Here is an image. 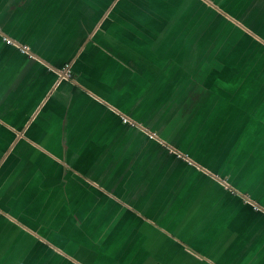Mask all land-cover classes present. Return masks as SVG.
Wrapping results in <instances>:
<instances>
[{"label": "crops", "instance_id": "obj_1", "mask_svg": "<svg viewBox=\"0 0 264 264\" xmlns=\"http://www.w3.org/2000/svg\"><path fill=\"white\" fill-rule=\"evenodd\" d=\"M151 1L0 0V264H264V0Z\"/></svg>", "mask_w": 264, "mask_h": 264}, {"label": "trees", "instance_id": "obj_2", "mask_svg": "<svg viewBox=\"0 0 264 264\" xmlns=\"http://www.w3.org/2000/svg\"><path fill=\"white\" fill-rule=\"evenodd\" d=\"M197 2H201L200 0H197ZM213 15H214V19L215 20H218L219 23L217 26L213 25L211 22H206L205 23V28L204 30L202 31V27H198L196 28L194 26V28H192V32L189 33L186 36H184V71L185 72H188L186 71V69L188 67L192 69H204L203 71V74L205 75L207 72H209L210 68L212 67H215L216 66V63H214V61H212L211 59L210 60H201V59H198L196 58V54L194 52H188V51H191L190 47H192V45L196 44V38H198L199 42H201V44L204 42L206 44V39L209 38V36H211V34L213 33V29H218V32L217 35L219 34V39L217 40V43H218V46H219V49L218 50H221L222 48L220 47V45H222L225 41L229 42L230 44L232 43V41L228 38H226L227 36H225V33L223 31H226V30H229L228 28H230V26H232L231 28H234L235 29V32L239 31L240 29L238 27H236L234 24L232 25V23L227 20L223 15H220L219 13L215 12L214 10L211 9L210 11ZM210 19H212V17H210ZM194 24V23H193ZM219 24H220V30H219ZM191 28V27H190ZM204 34V35H203ZM216 37V35L214 36ZM234 51H236V56L232 59V62H230V66L231 67H235V64L237 63V67L235 68V73L239 74L241 72H243L244 70H242L241 68H246L250 65L253 66V63L254 65L256 66V64H258L260 66V64H262L261 62L263 61L261 57L259 56H253L254 60L253 61H249V59L245 58V51L242 49H235L233 50L231 53L232 55L234 54ZM193 57H192V56ZM242 59H244V61L242 62ZM257 59L261 60V62L259 63H256ZM264 62V61H263ZM229 63V61H228ZM246 64L245 66L243 67H240L241 65L243 64ZM192 72V71H191ZM201 72V71H200ZM231 77H233L232 79L235 78V75L231 73L230 75ZM230 80L233 81V80ZM254 80H257V79H254ZM257 81H261V82H264V79H260V80H257ZM257 81H255V85H257Z\"/></svg>", "mask_w": 264, "mask_h": 264}, {"label": "rangeland", "instance_id": "obj_3", "mask_svg": "<svg viewBox=\"0 0 264 264\" xmlns=\"http://www.w3.org/2000/svg\"><path fill=\"white\" fill-rule=\"evenodd\" d=\"M160 1H164V0H160ZM152 2V4H153V6H156V3H155V0H152L151 1ZM220 7H222V6H220ZM221 9V8H220ZM223 13H226L228 16H230V15H235V12H232V11H222ZM223 13H220L221 15H223L224 17H226ZM229 13V14H228ZM209 22H211L213 25H215V26H217L218 25V20H215L214 18H212V19H210L209 20ZM229 30H230V32H232L233 34L235 33V29L234 28H228ZM239 37V36H238ZM100 43V42H99ZM102 44V43H101ZM103 45V44H102ZM244 61V59H242V62ZM243 66H245V63L243 64V65H241L240 67H243ZM140 77H144V79H146L147 81H149V83L152 81V76L151 75H149V74H145V75H143V76H140ZM167 81V80H166ZM155 82H156V86H155V90L157 91L156 93H155V98H153L152 99V95H149V97H148V100L150 101V102H152L153 104H160V101L161 100H164V99H166V98H168L167 97V93H166V96H165V92H164V90H167V87H166V85L165 84H159V82H158V80L155 78ZM228 83V82H227ZM229 84H232L231 82H229ZM119 113H120V111H119ZM122 114V113H121ZM125 116V115H124ZM135 122V121H134ZM136 123V122H135ZM175 122H173L172 124H174ZM173 126L172 125H170V130H173ZM140 131H142V129L139 127L138 128ZM153 129H155L156 131H155V133H157V131L159 132V130L156 128V127H154ZM158 134V133H157ZM156 134V136L157 137H160V138H162L159 134L157 135ZM155 139H157V138H155ZM192 160H193V158H192ZM192 162H194V160L192 161ZM199 163V162H198ZM201 164V163H200ZM202 165V164H201ZM199 167L201 168L202 167V169H205V167H204V165H202V166H200L199 165ZM206 170V169H205ZM209 172V171H208ZM227 180V179H226ZM227 182H228V180H227ZM230 183V182H229ZM229 185V184H228ZM232 190H234L235 191V193L236 194H240V191H238L237 189H235V188H233ZM21 245H22V242H21ZM20 247H19V251H20Z\"/></svg>", "mask_w": 264, "mask_h": 264}, {"label": "built area", "instance_id": "obj_4", "mask_svg": "<svg viewBox=\"0 0 264 264\" xmlns=\"http://www.w3.org/2000/svg\"><path fill=\"white\" fill-rule=\"evenodd\" d=\"M0 37H1L2 40H3L4 42H6L7 44H14V43H15V42H14L13 40H11L10 38L4 36V34H2V32H1V29H0ZM18 48H19L20 51H22V52H25V51L28 50V47L25 46V45H18ZM64 76H67V77H70V76H71V70L69 69V67H66V68H65V70H64ZM122 121H123V123H128V124H130L131 126H135V125H136L133 121H131L129 118H127V117H125V116L122 117ZM149 136H150L151 138H153V137L156 138V134H155L154 132H153V133H150V132H149ZM184 158H187V156L184 155ZM187 160H188V159H187ZM188 161H189V160H188ZM218 180L220 181V183L222 182V184H223L224 187L230 189V190L232 191V193L235 194V191L228 187V183H227L226 180H221V179H219V178H218ZM252 207H253L254 209H256V210H261V211L264 213V209L261 208L258 204H256V203H252Z\"/></svg>", "mask_w": 264, "mask_h": 264}, {"label": "flooded vegetation", "instance_id": "obj_5", "mask_svg": "<svg viewBox=\"0 0 264 264\" xmlns=\"http://www.w3.org/2000/svg\"><path fill=\"white\" fill-rule=\"evenodd\" d=\"M223 32L225 33V36H227L226 38H228L230 40H233L234 38L232 36L237 33V32H235L234 34L232 32L230 33V30H226V31H223ZM212 49H214V47ZM211 60L214 61L213 59H211ZM253 60H254V58L249 59V61H253ZM214 63H215V61H214ZM253 65H254V63H253Z\"/></svg>", "mask_w": 264, "mask_h": 264}, {"label": "water", "instance_id": "obj_6", "mask_svg": "<svg viewBox=\"0 0 264 264\" xmlns=\"http://www.w3.org/2000/svg\"><path fill=\"white\" fill-rule=\"evenodd\" d=\"M209 5L212 6V7H215V6L212 5L210 2H209ZM219 12H221V11H219ZM225 16H226V15H225ZM226 17H227V16H226ZM227 18H228V17H227ZM229 18H230V17H229ZM229 18H228V19H229ZM229 20H230V19H229ZM236 24H237L238 26H241V24H239L238 22H236ZM201 171L206 172V173H209L207 170L202 169V168H201Z\"/></svg>", "mask_w": 264, "mask_h": 264}]
</instances>
